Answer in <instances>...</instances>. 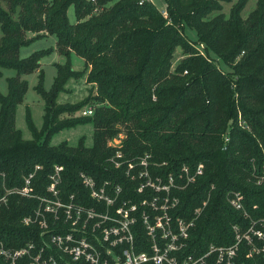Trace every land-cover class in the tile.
Returning a JSON list of instances; mask_svg holds the SVG:
<instances>
[{
  "label": "trees",
  "instance_id": "trees-1",
  "mask_svg": "<svg viewBox=\"0 0 264 264\" xmlns=\"http://www.w3.org/2000/svg\"><path fill=\"white\" fill-rule=\"evenodd\" d=\"M230 1L165 0L163 9L151 0H0V74L3 68L17 71L7 79L8 93H0V197L35 173L34 196L11 192L1 208L0 244L18 248L40 238L39 221L25 225L23 219L35 214L40 197H51L47 187L56 166L64 200L76 194L77 202L95 204L81 172L98 184L120 183L124 198L136 197L134 174L111 161L117 151L132 160L149 153L160 165L152 166L153 174L172 173L179 183L184 165H204L195 182L173 191L180 198L174 218L192 220L208 200L190 229L186 253L202 255L211 244L234 243V225L264 231V0L246 17L249 0H237L226 14ZM186 27L196 30L197 41L187 37ZM47 35L57 37L61 54L85 61L83 71L57 64L50 90L41 59L54 48L20 55L23 46ZM178 48L183 56L174 65ZM35 71L45 125L39 132L30 121L34 138L28 140L16 126V111L29 88L22 76ZM83 75L90 86L85 100L58 104L68 80ZM85 105L94 107L93 114L75 116ZM80 123L93 124L92 146L84 137L76 146L51 144L55 133ZM236 191L245 210L228 201ZM255 244L264 242L255 238ZM250 249L242 242L244 263L264 264V254L246 257ZM0 264H7L1 256Z\"/></svg>",
  "mask_w": 264,
  "mask_h": 264
},
{
  "label": "built area",
  "instance_id": "built-area-1",
  "mask_svg": "<svg viewBox=\"0 0 264 264\" xmlns=\"http://www.w3.org/2000/svg\"><path fill=\"white\" fill-rule=\"evenodd\" d=\"M93 112V106L87 107L82 116ZM111 161L116 168L126 166L128 175L134 174L137 184L131 191L136 197L124 198L120 183L98 184L92 176L81 172L82 183L95 204L77 202L76 194L64 200L60 192L61 167L56 166L47 187L51 197H40L35 214L23 219L25 225L39 221L41 236L18 248L0 244V256L7 264H245L241 258L244 241L251 246L246 257L264 254V245L255 244V238L264 242V231L255 226L244 231L239 225H234V243L211 244L202 255L186 253L190 229L208 200L196 208L192 220L174 218L171 211L180 198L173 191L195 182L204 172L202 163L194 170L187 165L181 168L179 180L183 185L172 173L153 174L152 166L160 165L152 162L149 153L132 160L117 151ZM34 175L27 176L19 190H8L0 197V211L7 205L11 192L34 196L31 193ZM228 201L235 209L245 210L241 192L229 193Z\"/></svg>",
  "mask_w": 264,
  "mask_h": 264
},
{
  "label": "rangeland",
  "instance_id": "rangeland-1",
  "mask_svg": "<svg viewBox=\"0 0 264 264\" xmlns=\"http://www.w3.org/2000/svg\"><path fill=\"white\" fill-rule=\"evenodd\" d=\"M159 8H165V0H151ZM237 0H231L230 2L224 3V11L226 14H229L232 4ZM257 0H249L244 11V17L249 15L256 7ZM69 18L71 22L76 21L74 7L71 6L68 11ZM185 34L192 41H197L198 35L195 29L186 27ZM32 35L31 33L29 34ZM1 36V31H0ZM57 37L55 35H47L41 39H37L29 45L23 46L20 50L21 57H27L32 54L34 51L54 48L53 51L44 56L41 59V69L45 74L44 87L46 90H50L57 76V64H70L75 70L83 71L85 69L84 59L77 55L76 53H70V55L61 54L57 49ZM202 48V47H201ZM183 56V51L181 48L177 49L174 58V65H176ZM219 65L223 69H227L226 64L223 61H219ZM17 71L12 68H3L2 74H0V93H8V83L7 79L11 76H16ZM23 79H26L29 82L28 91L24 97V100L18 105L16 111V126L19 130L22 131L25 139L31 140L34 138L33 131L30 127L29 122L31 121L34 127L40 132L45 125V112H46V102L43 97L37 92L36 85L39 81V71H35L30 74H25L22 76ZM89 84L86 82V75H83L79 78H71L68 80L65 90L62 91L58 98V104H76L80 103L88 96L89 93ZM92 105H85L81 108L75 116H82V110L90 107ZM1 107V104H0ZM63 116H69L65 114ZM93 132L94 126L92 123H80L77 126L72 128L63 129L52 136L51 144L59 145L62 142H68L72 146L79 144L82 137L85 138V144L87 146L93 145ZM124 137V134H120L118 139Z\"/></svg>",
  "mask_w": 264,
  "mask_h": 264
}]
</instances>
